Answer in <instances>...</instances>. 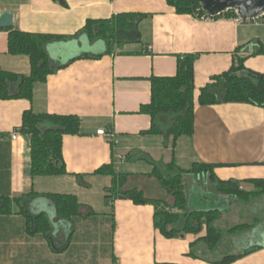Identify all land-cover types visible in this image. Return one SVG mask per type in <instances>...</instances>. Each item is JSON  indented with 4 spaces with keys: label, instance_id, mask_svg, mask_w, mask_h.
I'll return each instance as SVG.
<instances>
[{
    "label": "crops",
    "instance_id": "crops-1",
    "mask_svg": "<svg viewBox=\"0 0 264 264\" xmlns=\"http://www.w3.org/2000/svg\"><path fill=\"white\" fill-rule=\"evenodd\" d=\"M5 12L14 15L9 27L62 36H74L92 19L126 12L146 16L138 25L140 41L115 46L109 53H105L104 42L92 43L83 35L50 44L51 57L67 65L36 84L31 101L0 100V195L75 194L96 212L75 217L72 222H57L56 210L47 198L32 202L35 213L45 212L56 221L57 234L67 236L74 225L71 241L63 251H54L43 234H29L24 215L0 214V264H217L224 257L252 248L257 249L230 264H264L262 204V220L254 224L245 221L250 225L248 230L231 233L229 227L242 223L240 219H250L255 212L250 209L248 216L233 215L228 226H221L223 235L216 248L209 250L204 241H197L205 236L204 230L197 235L164 236L155 227L152 204L138 205L130 199L107 204L105 189L112 185V177L95 174L109 163L119 172L150 173L153 167L148 161L129 158L131 153L141 152L155 161H175L183 169L195 162L218 164L215 173L221 179H264V108L250 103L201 105L198 101L200 89L213 76L228 71L239 56L249 55L246 67L264 74V50L250 53L264 49L262 21L242 22L226 14L210 18L179 14L167 0H0V16ZM86 53L103 55L70 62ZM185 54L197 56L194 133L179 137L175 144L171 137L165 145L163 135L146 133L152 119L141 109L151 101V78L176 75L178 58ZM0 66L31 73L27 56L8 52L5 28L0 29ZM30 109L81 118V132L63 137L66 174L32 176L29 142L15 130ZM100 129L112 130L113 138L99 135ZM14 132L19 134L17 139L12 137ZM130 163L150 166L141 172L119 169ZM78 174L85 176L90 187L79 184ZM187 182L193 185L191 209H218L222 217L234 214L238 203L209 193L205 176H190ZM95 185L97 202L88 193ZM243 187L252 188L249 184ZM36 204H45L51 211L35 208Z\"/></svg>",
    "mask_w": 264,
    "mask_h": 264
},
{
    "label": "trees",
    "instance_id": "trees-1",
    "mask_svg": "<svg viewBox=\"0 0 264 264\" xmlns=\"http://www.w3.org/2000/svg\"><path fill=\"white\" fill-rule=\"evenodd\" d=\"M179 14H192L199 18L210 15L203 8L201 0H167ZM223 14L237 17L233 11ZM146 14L126 12L108 19L88 20L85 27L74 36H62L43 33L24 32L12 27L8 31V52L11 55H23L30 59L29 75L5 70L0 66V100L27 99L34 97L35 86L45 82L50 74L57 72L67 64L56 62L50 55V44L86 36L92 43L104 42L106 52L115 46L128 42L140 41L138 25ZM245 48H248L245 46ZM264 49L250 52L252 55ZM103 54H83L80 58H98ZM249 55L239 56L232 67L215 75L200 89L198 101L201 105L222 103H250L264 108V74L249 69L245 65ZM196 55L185 54L178 58V70L174 76L152 77L151 101L142 107V112L152 119L151 128L146 133L163 135L165 145L173 137L174 144L181 136L194 133L195 121V62ZM81 118L77 115H60L48 112L37 113L26 110L22 123L16 131L25 136L31 150V174L33 177L58 176L67 173L63 158L64 135H75L81 132ZM130 159H143L136 153ZM146 161L153 165L150 173L119 172L113 163L101 166L95 174L112 177V185L105 189V202L112 203L116 199H130L135 204H152L155 207V227L167 238H175L184 234H200L204 229L205 236L197 241H204L209 250H213L222 238L223 231L214 225L222 212L214 210H193L189 207L190 190L187 177H206L208 192L215 195L228 196L234 202H248L264 195V179H221L215 169L218 164L195 162L189 169H183L175 161L165 163L155 161L147 156ZM77 181L84 187H90L85 176L76 175ZM159 186L157 195H148L152 191L149 184ZM249 184L253 188L243 187ZM38 197L47 198L56 210V221L72 222L75 217H89L95 210L80 202L75 194L32 192L20 196L0 195V214L19 213L26 218L27 232L31 235L43 234L54 251L65 250L74 233L72 224L67 236L56 231V221L45 212L35 213L32 202ZM250 228L249 224H238L228 229L231 233H240ZM196 241V242H197ZM257 248L244 253L224 257L217 264H230ZM192 255L196 256L194 252ZM117 264V263H115ZM174 264V263H158Z\"/></svg>",
    "mask_w": 264,
    "mask_h": 264
},
{
    "label": "rangeland",
    "instance_id": "rangeland-1",
    "mask_svg": "<svg viewBox=\"0 0 264 264\" xmlns=\"http://www.w3.org/2000/svg\"><path fill=\"white\" fill-rule=\"evenodd\" d=\"M261 24L264 25V22H262ZM136 155L137 156H142L143 157L142 160H146L145 158L148 156V154L141 153V152H138ZM130 165H132V166H130ZM149 166H150L149 163H134V164L130 163V164L125 165L123 167L119 166V169L123 171V170H127V169L131 168L132 170H135L136 172H141V171H144V170H148ZM151 166L153 167L152 164H151ZM149 186L151 187L152 191L149 190V192H147V194L148 195H157L158 192H159V186H158L157 182H155V184L151 183V184H149ZM210 188L211 187L208 186L206 188V190H209ZM252 188H250V189H252ZM250 189H248V190H250ZM88 193L90 195V198H92L94 201L97 202V200H98V188H97V186L95 185L93 190L91 192H88ZM209 193H211V192L209 191ZM197 195L198 194L195 192L194 193V199L197 198ZM263 196L264 195H262L261 197H263ZM261 197H257V198L251 199L248 202L237 201L236 203H238V205H236L234 210L232 211V213H234V214H229L228 216H224V217L220 216L217 220L214 221V225L218 229H221L222 225H223V227L225 225L228 226L229 223L232 222V220L234 219L233 215H236L235 218H238V216H242V214H245L246 216H248V213H249L250 209H253V211L255 212L254 213L255 217H254V214L250 213L251 214L250 215V219H240V220H242V223H240V224H248L245 221L252 222L253 224L254 223H258L259 220L263 219V217L261 216V212L263 213V211H261V209H260V204H262L263 208H264V200L261 199ZM39 207H41V206H37V204H36L35 208H39ZM41 208H44V209L46 208V210L48 209L49 212L51 211V209L48 208L45 204H42ZM221 218H222V221L220 220L221 221L220 222L219 219H221ZM243 222H245V223H243ZM204 231H205V229H204ZM205 233H206V231H205Z\"/></svg>",
    "mask_w": 264,
    "mask_h": 264
},
{
    "label": "water",
    "instance_id": "water-1",
    "mask_svg": "<svg viewBox=\"0 0 264 264\" xmlns=\"http://www.w3.org/2000/svg\"><path fill=\"white\" fill-rule=\"evenodd\" d=\"M203 8L212 16L233 11L244 21H256L264 15V0H201ZM14 15L5 12L0 16V29L12 25Z\"/></svg>",
    "mask_w": 264,
    "mask_h": 264
},
{
    "label": "built area",
    "instance_id": "built-area-1",
    "mask_svg": "<svg viewBox=\"0 0 264 264\" xmlns=\"http://www.w3.org/2000/svg\"><path fill=\"white\" fill-rule=\"evenodd\" d=\"M210 17H212V16H210ZM210 17H208V18H210ZM237 19H238V21H242V22H244V20L241 19V18L238 17V16H237ZM256 21H262V22H264V15H263L261 18L257 19ZM18 133H19V132H18ZM18 133H17V132H14V133H13V135H12L13 139H17V138L19 137V134H18ZM98 134H99V135L106 136V137H109V138H113V136H114V133L112 132V130H106V129H100V130L98 131Z\"/></svg>",
    "mask_w": 264,
    "mask_h": 264
}]
</instances>
